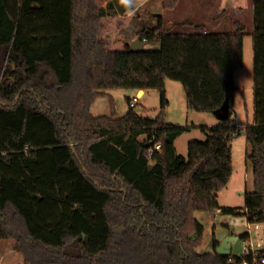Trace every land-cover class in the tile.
<instances>
[{
    "label": "trees",
    "instance_id": "16d2710c",
    "mask_svg": "<svg viewBox=\"0 0 264 264\" xmlns=\"http://www.w3.org/2000/svg\"><path fill=\"white\" fill-rule=\"evenodd\" d=\"M162 2L173 10L179 0ZM252 8L253 116L244 135L253 190L237 208L217 201L239 133L232 110L242 62L237 22L229 32L175 33L189 23L166 28L161 15L134 12L127 31L159 48L131 51L122 39L102 37L121 29L112 0H0V239L14 241L23 264L264 258V248L254 257L221 256L213 238L211 252H197L203 226L194 217L218 211L264 228V0H252ZM164 79L182 85L195 112L212 114L228 99L227 119L198 127L205 140L189 141L186 157L174 141L189 128L163 119ZM119 89L156 90L160 111L154 118L129 107L121 116L91 115L98 97Z\"/></svg>",
    "mask_w": 264,
    "mask_h": 264
},
{
    "label": "rangeland",
    "instance_id": "374dc122",
    "mask_svg": "<svg viewBox=\"0 0 264 264\" xmlns=\"http://www.w3.org/2000/svg\"><path fill=\"white\" fill-rule=\"evenodd\" d=\"M132 10H127L116 18L120 30L115 33H104L102 37L106 43L115 39H122L128 43L134 41L136 36L128 32L129 21L133 13H139L148 18L150 14L156 15L163 11L165 18L164 26L170 28L175 22H189L197 12L204 14V21L214 25V32H229L230 22H237L242 30V62L241 66L233 74V85L235 90L232 96V110L234 113L235 125L238 129L236 135L230 142L231 174L227 184L217 193V201L220 206L237 207L243 206V193L253 190L251 165L245 159L249 147L245 141L244 129L252 122L253 110V77H252V0H179L175 11L163 9L162 0H130ZM204 11V12H203ZM195 18H198L195 16ZM188 27L174 28L175 33H184ZM159 45H144L145 50H158ZM164 94L167 105L163 108L164 122L178 126H187L188 131L182 133L174 141V147L178 154L186 157L187 143L189 141H204L205 135L199 131L200 126H212L217 120L211 113L195 112L186 108L185 94L182 85L173 80L164 79ZM108 97H98L91 105L93 114L109 115L111 110L116 116H121L127 109L125 97L135 96L138 103L133 112L154 118L160 111L159 95L154 89L137 90H111ZM112 104V105H111ZM195 219L203 226V233L200 244L196 251L211 252L212 238L220 242L225 237L241 236L248 234L249 240L255 243L258 230L262 227L258 223L248 224L244 216H230L211 214L204 211L195 212ZM117 227V224H113ZM261 247L264 248V236L261 239ZM242 239L230 244V255H241ZM0 264H23L22 257L15 248L12 239H0Z\"/></svg>",
    "mask_w": 264,
    "mask_h": 264
},
{
    "label": "water",
    "instance_id": "95a60500",
    "mask_svg": "<svg viewBox=\"0 0 264 264\" xmlns=\"http://www.w3.org/2000/svg\"><path fill=\"white\" fill-rule=\"evenodd\" d=\"M112 4L115 8V11L118 15L123 14L127 10H132L133 6L130 0H112ZM144 42L140 41L139 39H135L134 41L129 43V49L131 51H140L144 47ZM228 109L229 103L227 97H225L223 103L219 108L212 112L214 118L219 121H224L228 117ZM144 147H149L151 143L143 144ZM239 237L229 235L222 239L218 246L216 247L215 251L221 256H227L229 254V247L230 244L237 241Z\"/></svg>",
    "mask_w": 264,
    "mask_h": 264
},
{
    "label": "built area",
    "instance_id": "2783aa9c",
    "mask_svg": "<svg viewBox=\"0 0 264 264\" xmlns=\"http://www.w3.org/2000/svg\"><path fill=\"white\" fill-rule=\"evenodd\" d=\"M138 103V100L135 96H132L129 98V101L127 103V106L129 108H134L135 105ZM160 145L155 144L154 149H159ZM150 154V153H149ZM249 224V223H248ZM262 230H258V233L255 237V243L253 241L249 240L248 234H246V237L242 239V246H241V255L240 256H247L252 255L253 257L256 255V253L262 249L261 247V239L264 236V228L261 225ZM241 264H248L246 260H243ZM254 264H264V258H260L258 261L254 259Z\"/></svg>",
    "mask_w": 264,
    "mask_h": 264
},
{
    "label": "crops",
    "instance_id": "0c3cea01",
    "mask_svg": "<svg viewBox=\"0 0 264 264\" xmlns=\"http://www.w3.org/2000/svg\"><path fill=\"white\" fill-rule=\"evenodd\" d=\"M162 10H164V9H162ZM167 11H175V9H173V10H167ZM160 15L163 18V21L165 22V18H164V15H163V11L160 12ZM195 16L198 17V18H195ZM204 19H206L205 16H204V14H202V17H201V14H199L197 12V14H195L194 16H192L191 20L188 22L189 24L186 26V27H188V29H186L187 31L184 32V33H190V32H194V31H197V32L198 31H208V32H212L210 29H216V26H217L216 23L214 25L212 24V26L210 24V28H207V27H209V25H208L209 22L208 21H204ZM175 23H178V22H175ZM173 24H171V26ZM108 95H109L108 94V91H106L105 94L103 96H101V97H108ZM126 98L128 99L129 97H125V99ZM93 104H94V102H93ZM91 108H92V106L90 107V113H91L92 116H109L110 115V114L109 115L93 114L91 112ZM165 123H167V122H165ZM217 213H218V211H215V212H213L211 214H213V215L215 214L216 215ZM194 216H195V213H194ZM231 235L233 236V234H231ZM230 250H231V248L229 247V252H230Z\"/></svg>",
    "mask_w": 264,
    "mask_h": 264
}]
</instances>
